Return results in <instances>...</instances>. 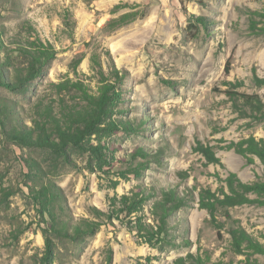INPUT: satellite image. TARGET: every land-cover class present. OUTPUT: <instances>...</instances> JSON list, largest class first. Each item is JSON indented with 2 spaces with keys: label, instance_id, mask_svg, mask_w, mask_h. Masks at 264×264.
Segmentation results:
<instances>
[{
  "label": "rangeland",
  "instance_id": "rangeland-1",
  "mask_svg": "<svg viewBox=\"0 0 264 264\" xmlns=\"http://www.w3.org/2000/svg\"><path fill=\"white\" fill-rule=\"evenodd\" d=\"M31 36L55 59L10 88ZM100 71L115 94L88 133L64 85L96 94ZM263 80L264 0H0V264H264L232 236L263 242L264 197L239 188L263 166L229 149L264 139V115L230 99L264 102ZM233 189L248 202L227 206ZM170 192L184 204L164 223Z\"/></svg>",
  "mask_w": 264,
  "mask_h": 264
},
{
  "label": "trees",
  "instance_id": "trees-1",
  "mask_svg": "<svg viewBox=\"0 0 264 264\" xmlns=\"http://www.w3.org/2000/svg\"><path fill=\"white\" fill-rule=\"evenodd\" d=\"M138 14L135 12L127 13L122 15L120 18L115 19L110 24V28L112 30H116L121 28L131 22H133L137 18ZM35 32V31H33ZM29 35H32L29 33ZM20 55L27 60V67L25 69L16 70L14 73V77L11 79V83H8L10 88L13 86L14 82L22 83L23 80H32L38 76L41 70L48 66L56 56V51L52 45H46L39 36L30 37L27 39V45H23L20 47ZM111 59V55H108ZM95 62V61H94ZM98 64V62H97ZM229 70V69H228ZM102 76L103 85H100L96 94H90L88 90L85 89L81 84L78 83H66L64 85L65 88H75L78 89L81 94H83L84 100L87 102V105L91 108V113L87 114V117L84 118L85 131L91 132L94 130L96 123L95 118L98 114L104 111L105 106H108L112 101V97L115 94L114 92V84L106 83L105 74L103 71H100ZM111 74V73H110ZM117 78V77H116ZM264 84V80L262 81ZM69 90V89H67ZM236 93H230V99L232 101H236V103H241L244 108H248L251 112L264 115V102L261 100L259 96H250V95H239V98H235ZM229 149L234 150L238 155L248 160V162H253V158H257L260 160L263 171H264V139H256L255 137H249L248 139H244L238 143H233L229 146ZM207 152V151H206ZM212 156V155H211ZM209 156V158L214 161V157ZM264 176V172H263ZM233 188V187H232ZM239 188L243 190L244 193H252L256 195L258 198L264 197V181L258 180L253 182L251 185H245L241 183ZM234 196L226 197L227 206H235L238 204H243L248 202V199H245L244 195L237 191V189H233ZM152 194H156L152 191ZM175 195V193H165L162 201L158 202L154 206V215L161 217L162 221L166 222V216L163 215L166 211H172L173 208H178L183 206L184 199H181ZM136 201V198L132 199ZM253 203H260L264 205V201L260 199L250 201ZM171 204V205H169ZM172 206V207H171ZM208 208H213V203H209ZM166 232V226L162 225L161 228ZM233 236V248L240 254L244 252H250L252 255H258L264 258V236L262 237L263 242L259 239L254 238L248 235L243 229L238 228L232 233ZM177 264H209L207 259L194 258L193 256H189L186 259H181ZM219 264H225L223 262ZM246 264H259L258 261H250L248 257Z\"/></svg>",
  "mask_w": 264,
  "mask_h": 264
}]
</instances>
